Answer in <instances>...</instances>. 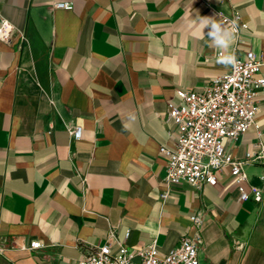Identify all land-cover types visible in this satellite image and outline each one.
Here are the masks:
<instances>
[{
	"label": "crops",
	"instance_id": "obj_1",
	"mask_svg": "<svg viewBox=\"0 0 264 264\" xmlns=\"http://www.w3.org/2000/svg\"><path fill=\"white\" fill-rule=\"evenodd\" d=\"M236 11L248 28L228 51L264 63V0H0L16 28L0 40V264H78L108 239L135 253L155 240L165 255L195 232L194 213L199 264H264V202L239 201L227 173L169 187L160 153L176 143V90L230 69L199 18L227 27L218 13ZM258 102L260 134L226 141L236 158L264 144V86ZM244 169L248 188H264L262 160Z\"/></svg>",
	"mask_w": 264,
	"mask_h": 264
},
{
	"label": "built area",
	"instance_id": "obj_2",
	"mask_svg": "<svg viewBox=\"0 0 264 264\" xmlns=\"http://www.w3.org/2000/svg\"><path fill=\"white\" fill-rule=\"evenodd\" d=\"M56 8H70L71 2H56ZM227 28L236 35V45L241 42L242 30L248 24L242 20L240 12L231 15L218 13ZM16 30L13 23L0 15V40L11 44ZM23 38V32L20 34ZM223 54L219 52L218 56ZM237 57V56H236ZM238 64L218 76L202 90H176L174 99L168 102L167 122L176 126L175 146L163 144L160 153L166 158L165 181L169 187L186 182L192 186L203 183L216 185L225 173L230 174L238 190V200L243 202L253 198L264 202V188L250 185L245 164L258 160L264 162V144L256 143L255 152L248 151L243 158L234 157L226 149V141H236L251 127L260 134L256 122L259 110L258 95L264 86V76L258 77L264 64L252 50H246L244 57H237ZM71 136L79 140L83 135L80 125L70 126ZM167 194H164L166 197ZM195 232L181 237L179 244L168 254L162 255L154 240L136 252L126 242H120L113 251L110 240L94 251L83 256L78 264H199V250L202 244L200 228L203 218L199 213L190 216ZM129 234H126V239ZM35 241L31 248H39Z\"/></svg>",
	"mask_w": 264,
	"mask_h": 264
},
{
	"label": "clouds",
	"instance_id": "obj_3",
	"mask_svg": "<svg viewBox=\"0 0 264 264\" xmlns=\"http://www.w3.org/2000/svg\"><path fill=\"white\" fill-rule=\"evenodd\" d=\"M199 23L202 29H208L206 33L208 41H210L208 46L210 48L223 50V52L227 53L221 54L218 58V62L224 67L235 68L238 64V59L234 52L228 51L236 40L235 33L213 17H200Z\"/></svg>",
	"mask_w": 264,
	"mask_h": 264
}]
</instances>
